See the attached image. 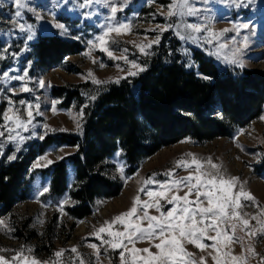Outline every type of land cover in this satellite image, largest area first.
Segmentation results:
<instances>
[{
    "label": "rangeland",
    "instance_id": "rangeland-1",
    "mask_svg": "<svg viewBox=\"0 0 264 264\" xmlns=\"http://www.w3.org/2000/svg\"><path fill=\"white\" fill-rule=\"evenodd\" d=\"M60 3V0H30L36 12L43 15V20H35V12L22 9L20 23L25 26L31 24L36 31V39L27 43L26 33L17 30V25L13 24L11 17L15 11L13 0H0V73L15 68L18 72L13 75H22L27 68L31 82L29 87L31 92H19V81H5L0 78V125L5 109L8 107L7 100L10 93L8 89H16L12 100L16 101L17 107H21L18 101L23 99L33 104L39 102L40 114L35 116L34 127L29 132H23L26 139L20 144V150L15 152L16 159L23 154L28 145L33 141L39 142V135H47L55 132H65L81 135L83 111L85 105L93 103L98 93L105 91L111 85H117L124 80L135 78L144 72L153 56L158 53L165 54L170 58H177L186 67L194 65L191 50L196 49L203 52L220 69H248L251 71H264V0H231L229 3H221L220 0H210L208 5L197 4L198 7H207L208 12L202 13L201 17L183 18L181 24L185 22L193 24L207 25L211 29L219 32L223 29L231 31L223 34L219 42L214 45H206L199 41L185 42L179 39L176 28L164 31L160 29L165 25H175V17L169 18L167 12L173 4V0H132L130 5L116 15V22H127L130 30L117 35L111 33L108 47L113 51L114 56L126 57L125 59L110 58L106 52L99 50V43L96 37L105 31L101 25L108 23L106 16L108 9L104 7L103 0L99 5L94 4L93 11L98 15L91 19L82 18V10L78 8L74 0H69L68 4L53 9V3ZM196 2V0H193ZM241 5V6H237ZM55 11V19L48 14V10ZM63 23L68 33L61 36L59 30L54 28V23ZM247 23L251 27L249 30L242 31L236 35V26ZM254 30V31H253ZM172 35L179 43L173 53L168 47V39L163 38L166 34ZM54 34L66 41H77L82 46V51L77 54L65 57L62 63L49 69L35 68L32 59L29 58L30 45L40 36ZM157 35L161 36L160 43L153 45L145 53H141L140 46L147 45L154 40ZM244 36L248 37V47L244 49L240 58L243 67L228 63L232 58L233 51L238 42L243 41ZM235 37V40L232 38ZM89 41H96L95 45H90ZM162 41L164 44H162ZM219 43L226 45L220 48ZM8 51L5 53V49ZM127 49V52H124ZM175 52V51H174ZM17 53L18 56H13ZM29 61L31 64L29 65ZM132 62L143 66L144 71L132 67ZM105 65L101 67L100 65ZM129 71L137 72V75H129ZM92 75L89 76L88 73ZM126 77V78H125ZM45 81V86L41 89L38 85L39 80ZM99 80L100 84L93 81ZM119 80V83L115 81ZM81 86V87H80ZM78 87V88H77ZM66 88L70 91L80 89V101L72 100L67 103L62 97H55L53 89ZM39 98L38 101L36 98ZM94 97V99H93ZM58 100L57 111H51V102ZM22 117L26 120V112L21 111ZM48 124L49 129L45 130L43 125ZM63 129V130H61ZM32 132L37 136H32ZM7 135V133H5ZM0 146L4 148L3 155H0V162L10 163L8 155L13 154L16 144L7 143L0 138ZM75 152L74 147L50 146L43 153L36 155L30 163V191L26 199L16 203L12 210L0 218L3 225H0V256H4L8 264H17L12 260L15 255L13 250H21L22 246L25 254L34 256L42 262L48 264H80V258L84 264H119V250L113 251L107 245L102 244L93 235L101 226H106L105 221L111 222L112 219L122 212L127 211L132 206V200L138 194L141 201L149 200L146 193L140 189L145 187L144 180L156 174V179L164 181V175L170 169L175 170V177L188 176L190 172L194 174L192 168H177V161L191 163L193 156L200 159L205 164L211 158L213 163L221 166V171L226 177H239L243 182L245 191H250L256 198V202H245L248 206L243 211L250 214H257L264 210V171L257 173L259 167L264 165V105L261 115L251 122L246 128L238 130L229 138H217L203 145H194L188 140H182L176 144L166 146L157 151L154 155L144 159L131 175L127 174V164L123 152L118 149L112 156L107 158L102 165V172L107 178L120 183V192L117 196L109 199H99L94 203L92 214L81 220L70 218L65 208L74 205L70 198V190L75 183L73 168L67 166V191L60 196H53L49 191L38 195L44 188H49L51 177L42 173L62 158ZM48 160L53 161L48 164ZM123 168L121 173L120 168ZM210 168V165L207 166ZM123 177H127L125 180ZM152 188V185H148ZM239 187V185H238ZM187 189H185L186 191ZM183 195V192L178 193ZM194 198V197H193ZM67 201L64 210L61 211L58 205ZM259 204V207L256 206ZM172 205H166L165 211ZM150 215H159L155 209H149ZM43 221V223H40ZM253 223H255L253 221ZM146 226V221L144 222ZM114 230L123 231V226L116 224ZM214 234V233H213ZM238 235H243L239 233ZM105 239L108 237L105 234ZM247 241V237H246ZM158 242V241H155ZM211 243L210 241H205ZM96 244L99 248V258L97 259L96 250L89 247ZM78 249L77 253L65 251L61 258H56L54 253L61 249L70 250L72 247ZM132 247V245H128ZM137 248L151 247L148 241H138ZM187 250L196 253L197 257L205 255L208 264H213L211 256L206 252H200L192 245H187ZM255 251L259 253L257 257H249L248 264H260V256H264V236L256 238L254 242ZM32 248L33 252L26 250ZM153 252L156 251L151 247ZM208 251H211L209 249ZM235 254L241 253L240 244L233 246ZM214 254V253H213ZM130 259V257H129Z\"/></svg>",
    "mask_w": 264,
    "mask_h": 264
},
{
    "label": "trees",
    "instance_id": "trees-1",
    "mask_svg": "<svg viewBox=\"0 0 264 264\" xmlns=\"http://www.w3.org/2000/svg\"><path fill=\"white\" fill-rule=\"evenodd\" d=\"M166 38L169 49L177 53L180 43L170 33L163 40ZM82 49L80 42L43 35L30 45L29 58L35 68L49 69ZM191 56L194 65L188 68L177 56L158 53L144 72L97 94L83 110L81 135L47 134L29 144L15 161L0 162V218L26 199L30 163L50 146L75 148L73 154L42 173L51 177L49 194L60 196L67 191V166L73 168L75 183L70 198L74 205L65 211L70 218L81 220L92 214L96 200L119 194L120 183L102 172L104 161L118 149L131 175L144 159L163 147L182 140L203 145L229 138L261 115L264 71L220 69L196 49L191 50ZM52 93L67 103L81 99L80 89L59 88ZM263 171L264 165L257 173Z\"/></svg>",
    "mask_w": 264,
    "mask_h": 264
},
{
    "label": "snow or ice",
    "instance_id": "snow-or-ice-1",
    "mask_svg": "<svg viewBox=\"0 0 264 264\" xmlns=\"http://www.w3.org/2000/svg\"><path fill=\"white\" fill-rule=\"evenodd\" d=\"M69 0H60V3H53L52 8L56 9L62 5L68 4ZM78 8L82 10L83 19H91L99 13L92 10L94 4L99 5L101 0H74ZM132 0H103V5L108 9L106 20L108 23L101 25L105 29L102 35L96 37L99 43V50L106 52L110 58L125 59L126 57H115L112 50L109 49V37L111 33L117 35L130 30L127 22H116L118 12L127 8ZM210 0H173V4L169 7L167 16L175 17L177 23L169 24L161 28L160 31L171 30L176 28L179 39L185 42L199 41L206 45H214L219 42V38L224 33L231 29H223L219 32L211 29L207 25L193 24L185 20L180 23L183 18L201 17L202 13L208 12L207 7H198L197 4L208 5ZM221 3H229L231 0H220ZM15 11L10 18L12 23L17 25V30L26 33L27 43L36 39V31L33 25L25 26L20 23L22 9L35 12V20L39 23L43 20V15L36 12L30 6V0H13ZM241 6V5H237ZM48 14L55 19V11L48 10ZM54 28L59 30L61 36L68 33L67 27L63 23H54ZM247 23L236 26V35H240L242 31L250 29ZM254 31V30H253ZM161 36L150 41L147 45L140 46L141 53L146 54V50L153 45L160 43ZM235 40V37L232 38ZM96 41H89L90 45H95ZM220 48H225L226 45L219 43ZM248 47V37L244 36L243 41L238 42L237 47L233 51L232 58L228 60L235 66L243 67L241 57L244 49ZM5 53L8 51L6 48ZM127 52V49H124ZM13 56H18L17 53H12ZM6 58L0 56V59ZM31 61H29V65ZM101 67L105 65L101 64ZM132 67L138 71H144V67L132 62ZM18 72L15 68H10L0 73V78L5 81H19V92L28 93L32 89L29 87L31 77L26 68L22 75H13ZM129 75H137V72L129 71ZM92 75L91 72L88 73ZM126 78V77H125ZM96 84L101 81L94 80ZM119 83V80L115 81ZM39 87L42 89L45 86L44 80L38 81ZM10 93L7 100L8 107L3 113V125H0V138H3L7 143L16 144L13 154L8 155L7 159L12 161L16 159L15 152L20 150V144L26 139L22 135L23 132H29L31 127H34L33 121L36 115L40 114L39 102L33 104L30 101L23 99L18 101L21 107H17V102L12 100V95L17 94L16 89H8ZM38 101V97L36 98ZM94 99V97H93ZM60 103L58 100L51 102V111L56 112V105ZM86 107V105H85ZM26 112L27 119L25 120L21 111ZM83 111L81 110V116ZM45 130L49 129L48 124L43 125ZM63 130V129H61ZM7 133V135H5ZM32 136H37L35 132ZM39 139L43 140L44 135H39ZM4 148L0 146V155H3ZM191 163L177 161V168H192L194 166V174L189 173L185 177H175V170L170 169L164 173L166 180L160 181L156 179L154 173L152 177L144 180L145 187L140 191L146 193L149 197L147 201H141L139 194L133 198L132 206L125 212L116 215L111 222L105 221L106 226H101L93 233L96 239H99L102 244L107 245L111 250H119V264H208L206 256L200 255L187 250V245L194 246L200 252H206L211 256L213 264H248L249 257H257L259 253L255 251L254 242L256 238L264 236V210L257 214H250L243 211L248 205L245 202H256V198L250 191H245L243 182L239 181V177H226L221 171L219 164L213 163L211 158L205 164L194 154ZM53 161L48 160V164ZM210 165V168L207 166ZM121 173L123 168H120ZM127 180V177H123ZM152 185V188H148ZM239 185V187H238ZM185 189H187L185 191ZM49 191V188L44 187L38 195H43ZM183 192V195L178 193ZM194 197V198H193ZM67 201L61 202L58 207L61 211ZM166 205H172L165 211ZM259 207V204L256 203ZM149 209H155L159 215H150ZM146 221V226L144 222ZM253 221L255 223H253ZM43 223V221H40ZM119 224L123 226V231L114 230L113 226ZM3 225V221H0ZM243 233V235H238ZM214 233V234H213ZM105 234L108 239H105ZM247 237V241H246ZM148 241L151 247L156 249L155 252L151 247L137 248L135 244L138 241ZM158 241V242H155ZM210 241L211 243H206ZM240 244L241 253L235 254L233 246ZM128 245H132L129 247ZM89 247L96 250L97 259L99 258V248L96 244H90ZM211 249V251H208ZM0 251H3L0 249ZM15 255L12 257L17 264H48L42 262L34 256L25 254L22 246L21 250H13ZM28 253H32L33 249L28 248ZM65 251L77 253L78 249L74 246L70 250L61 249L54 253L56 258H61ZM214 253V254H213ZM130 257V259H129ZM0 264H8L4 256H0ZM80 264H84V260L80 258ZM260 264H264V256H260Z\"/></svg>",
    "mask_w": 264,
    "mask_h": 264
}]
</instances>
